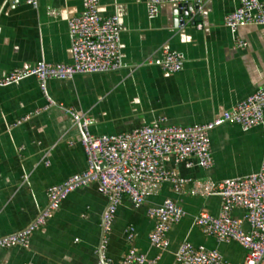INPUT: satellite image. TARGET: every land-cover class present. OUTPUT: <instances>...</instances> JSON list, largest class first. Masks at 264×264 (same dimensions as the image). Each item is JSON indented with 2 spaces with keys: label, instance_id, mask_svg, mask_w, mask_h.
I'll return each instance as SVG.
<instances>
[{
  "label": "crops",
  "instance_id": "crops-1",
  "mask_svg": "<svg viewBox=\"0 0 264 264\" xmlns=\"http://www.w3.org/2000/svg\"><path fill=\"white\" fill-rule=\"evenodd\" d=\"M239 4L240 0H201L200 17L180 28L175 5L163 4L159 15L150 19L145 0H100V14L120 20L122 69L51 79L45 92L35 78L0 88V238L30 226L47 206L48 189L87 168L82 132L71 111L92 119L96 135L126 133L161 120L177 126L206 124L263 87L264 26L240 28L238 36L247 46L239 47L225 25V17ZM50 9L59 16H51ZM83 11V0H39L37 8L27 0H0V76L40 61L71 63L68 21ZM165 51L184 54L182 71L169 73L148 63ZM27 115L29 120L17 124ZM210 137L212 168H187L173 157L166 166L188 179L216 182L259 171L264 123L247 132L227 123L212 130ZM167 198L179 203L187 216L171 227V246L158 264H172L185 240L218 250L229 262H245L247 251L240 244L220 243L193 224L204 209L219 214V196L176 194L165 183L143 205L136 207L125 198L117 209L108 246L114 264H121L131 247L150 258L160 254L149 242L155 223L148 209ZM107 206L97 183L79 188L63 200L46 227L33 233L29 249L0 248V264H98L96 250ZM244 215V209L233 212L237 219ZM130 227L135 228L132 243L127 240ZM244 228L250 229L247 224Z\"/></svg>",
  "mask_w": 264,
  "mask_h": 264
},
{
  "label": "built area",
  "instance_id": "built-area-1",
  "mask_svg": "<svg viewBox=\"0 0 264 264\" xmlns=\"http://www.w3.org/2000/svg\"><path fill=\"white\" fill-rule=\"evenodd\" d=\"M150 19L159 15L163 4L175 5L180 28L195 22L203 7L201 0H145ZM35 8L39 0H27ZM84 11L68 21L72 47L71 63L37 62L28 69H14L0 76V88L16 86L29 78L38 80L45 92L51 79H71L79 74L108 73L122 69L120 37L122 27L117 16L103 17L100 0H83ZM49 14L58 17L57 10ZM225 25L239 47L247 43L240 40L238 31L248 25L264 26V3L262 0H240L239 7L225 17ZM199 29L201 24H197ZM169 73L183 70L185 56L177 51H165L160 58L148 62ZM53 102L50 101V105ZM48 106V108H49ZM40 111V110H39ZM37 111V113L39 112ZM75 123L82 132L81 144L87 155V168L70 176L64 182L47 191V206L35 221L17 234L0 238V248L21 247L29 249L35 231L43 229L59 210L61 203L71 193L91 183L98 184L99 192L107 197L108 206L102 219V238L96 253L98 264H114L109 256V235L117 209L125 198L139 207L152 196L160 193L165 183L172 185L176 194L189 192L191 196L221 198V210L213 215L202 210L193 220L209 237L220 243L237 242L246 251L243 264H264V152L258 172L245 177L229 178L216 182L208 179H188L166 166L173 157L176 163H186L187 168L198 166L210 169L214 165L210 133L224 124H237L250 131L264 123V86L232 110L206 124L189 126L169 125L165 120L126 133L96 135L91 131L92 119L71 111ZM31 115L20 119L17 124L29 120ZM195 159L196 163L189 160ZM236 209H244L243 219L233 216ZM186 210L176 201L167 198L160 205L148 209V217L154 221L149 236L150 245L159 250L154 258L131 247L121 264H158L162 253L171 246L168 233L174 224L186 218ZM244 224L249 225V231ZM135 237V228L127 231L128 243ZM172 264H235L225 260L215 249L196 246L183 241L175 253Z\"/></svg>",
  "mask_w": 264,
  "mask_h": 264
}]
</instances>
